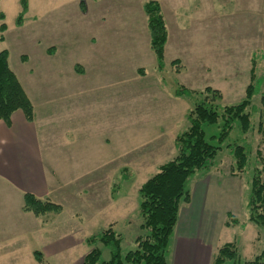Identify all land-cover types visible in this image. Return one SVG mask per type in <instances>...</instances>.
<instances>
[{
    "label": "rangeland",
    "instance_id": "rangeland-1",
    "mask_svg": "<svg viewBox=\"0 0 264 264\" xmlns=\"http://www.w3.org/2000/svg\"><path fill=\"white\" fill-rule=\"evenodd\" d=\"M81 1L27 0V12L23 23L18 25L21 0H0V14H4L0 24L6 25L3 32L0 30V36L4 35V39L0 38V52L8 51L10 67L23 88L38 101L44 82V66H50L57 72L58 66L69 59L85 57L95 67L93 78L104 82L111 80L110 89H123L128 85L130 150L138 147L137 143L142 140L152 142L160 137L166 139L164 146H174V136L190 125L187 114L204 97L213 98V103L222 110L225 105L245 99L246 89L253 83L255 93L246 109L251 118L248 131L244 132L239 121H235L229 136L219 144L218 139L212 140L211 137L220 134L222 120L203 125L206 138L221 148L210 170H200L188 180L187 187L197 199L191 205L182 200L179 221L167 255L169 264H177L176 258L172 260L174 253L176 255L174 238L184 237L185 231L192 233L195 225L198 228L200 225L204 231L199 229V234L206 245L212 247V254L215 246L235 240L241 257L254 259L264 251V227L248 220L250 184L256 169L262 168L264 180V134L259 130V124L264 121V23L261 18L257 17L256 24H236L231 19L235 16L216 18L212 14L203 23H177L174 17L172 22L168 18L164 66L158 69L144 10L148 0H83L84 6ZM165 8L168 10L169 6ZM189 9L199 10L194 9L191 3ZM47 49H57V55L47 56ZM208 87L217 89L221 98L214 91H207ZM183 89L186 92L177 93ZM237 144L245 147L248 162L240 175L232 178L229 175L230 164L234 161L232 147ZM165 149L162 156L167 153ZM165 158L168 159L162 162L173 157ZM214 169L218 172H213ZM58 170L66 179L64 186L70 184L72 180L68 179L73 176L74 169ZM156 171L152 167L129 169L132 177L128 182L129 191H136L138 200L139 187ZM201 185L204 188L199 196L195 191ZM97 199L98 196L92 193L77 200L72 197L67 200L65 215L76 210L69 208L87 209ZM200 202L204 205L202 212L197 209ZM228 213L245 226L225 228L223 222L229 217ZM139 214V210L134 211L129 220L119 221L113 226L122 238L123 254L135 249L137 237L144 233ZM186 214L191 219L189 228L185 226ZM229 221L233 222V219L229 218ZM103 229L99 226L94 233ZM103 250V259H109L110 249L104 247ZM211 256L206 257L202 264H213ZM29 261L21 264H40L34 258ZM42 264H48L45 257Z\"/></svg>",
    "mask_w": 264,
    "mask_h": 264
},
{
    "label": "crops",
    "instance_id": "crops-1",
    "mask_svg": "<svg viewBox=\"0 0 264 264\" xmlns=\"http://www.w3.org/2000/svg\"><path fill=\"white\" fill-rule=\"evenodd\" d=\"M157 1L167 24L173 17L177 23H203L208 21L210 14L216 18L235 16L231 19L236 24H256L257 17L264 23V0ZM190 3L199 10H190ZM55 55L57 49H47V56ZM44 68L48 69L42 70L44 82L39 101L24 88L34 107L33 118L29 120L19 109L12 113L9 122L0 121L1 264L36 260L35 251H40L48 264H81L91 249L86 238L95 229L127 221L131 213L139 210L136 191H129L128 182L132 178L129 169L152 167L156 171L169 161L162 162L168 159L165 157L174 158L177 154L174 150L176 135L175 147L164 146L166 139L160 137L152 142L142 140L137 143L138 147L130 150L129 87L110 89L111 80H95V67L85 57L69 59L58 66L57 72L50 66ZM141 129L144 133V125ZM163 148H167V153L162 156ZM61 168L74 169L73 176L68 179L72 182L66 186V179L58 170ZM213 172L218 171L214 169ZM229 175L236 178L231 172ZM203 188L201 185L195 193L200 196ZM26 193L60 204L62 210L42 215L26 211L23 208ZM90 193L98 196V202L87 209L69 208L76 210L65 215L68 199L77 200ZM196 199L192 193L188 204ZM203 206L200 202L197 209L202 212ZM228 220L229 217L223 222L227 229L243 226L242 223L227 226ZM185 223L189 228V214L185 215ZM199 229L204 231L200 225L199 228L195 225L192 233L185 231L184 237L174 238L176 255L174 253L172 260L176 258L177 264H202L210 255L213 262L214 252L221 245L215 246L212 254V247L206 245ZM166 258L169 264L168 255Z\"/></svg>",
    "mask_w": 264,
    "mask_h": 264
},
{
    "label": "trees",
    "instance_id": "trees-1",
    "mask_svg": "<svg viewBox=\"0 0 264 264\" xmlns=\"http://www.w3.org/2000/svg\"><path fill=\"white\" fill-rule=\"evenodd\" d=\"M83 3L82 0L81 4ZM21 5L22 11L17 17L18 25L23 23L24 14L27 12V0H21ZM144 10L151 35L150 46L156 55L158 69H163L165 45L168 39L167 23L159 1H146ZM3 17L4 14L1 13L0 18ZM5 29V23H1L0 30L3 32ZM0 38L4 39V35L1 34ZM253 76L254 66L252 78ZM183 90H178L177 93L186 92V89ZM206 90L214 91L217 97L221 98L217 89L208 87ZM254 93L255 88L251 82L246 89L245 99L237 104L225 105L222 110L213 103V98L209 99L208 96L199 101L187 114L190 121L188 129L175 136L177 154L171 160L161 164L158 170L139 187V215L142 218L141 228L144 233L137 237L136 248L123 254L122 238L113 225H110L86 238V243L91 249L84 256L81 264H167L168 245L178 223L181 202L183 200L189 203L192 199V193L187 187L188 180L200 170H210L221 148L220 145L213 144L206 138L203 125L218 123L222 120L220 134L211 137L212 140L218 139L219 144L229 136L235 121H239L244 132L248 131L251 128V118L246 109L251 104ZM19 109L24 111L29 120L33 118V104L18 76L10 67L8 51L3 50L0 52V121L9 122L12 113ZM259 126V130L264 134V121ZM232 154L234 161L231 163L230 172L238 176L248 162L245 147L238 144L233 146ZM258 169L255 170L250 184L248 220L257 226L264 227V180L261 174L262 168ZM23 208L36 215L62 210L60 204L49 199L43 200L30 193L25 194ZM228 216L233 219V222L226 221L227 226L240 224L231 213ZM242 225L244 227L245 223ZM104 247L110 249L109 259H103ZM34 255L42 264L43 254L35 251ZM229 262L264 264V251L254 259L245 260L241 257L235 240L225 242L214 252L213 264Z\"/></svg>",
    "mask_w": 264,
    "mask_h": 264
},
{
    "label": "bare ground",
    "instance_id": "bare-ground-1",
    "mask_svg": "<svg viewBox=\"0 0 264 264\" xmlns=\"http://www.w3.org/2000/svg\"><path fill=\"white\" fill-rule=\"evenodd\" d=\"M204 261V260H203Z\"/></svg>",
    "mask_w": 264,
    "mask_h": 264
}]
</instances>
